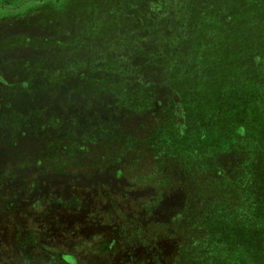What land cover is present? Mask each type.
I'll use <instances>...</instances> for the list:
<instances>
[{"label": "rangeland", "instance_id": "rangeland-1", "mask_svg": "<svg viewBox=\"0 0 264 264\" xmlns=\"http://www.w3.org/2000/svg\"><path fill=\"white\" fill-rule=\"evenodd\" d=\"M34 99L45 104L36 115L22 108ZM10 100L26 110L15 125L34 135L24 143L30 156L41 159L51 140L72 155L68 173L30 174L44 182L41 194L55 190L48 203L77 196L94 205V181H142L141 194H174L175 203L136 220L139 236L161 240L168 255L154 251L136 264H264V0H0V115L13 110ZM94 125L109 144L99 155L91 148L86 170L74 150ZM0 190L22 204L32 197L19 184ZM57 212L19 224L3 213L0 264H48L18 256L23 222L37 223L45 248L98 261L101 232L86 230L71 245L57 233L85 214Z\"/></svg>", "mask_w": 264, "mask_h": 264}, {"label": "flooded vegetation", "instance_id": "flooded-vegetation-1", "mask_svg": "<svg viewBox=\"0 0 264 264\" xmlns=\"http://www.w3.org/2000/svg\"><path fill=\"white\" fill-rule=\"evenodd\" d=\"M2 70L3 69H1V71ZM52 94L53 97L55 96L57 99H60L59 88L53 91ZM17 96H20V91L17 92ZM53 97L51 96L52 101L54 100ZM6 103L14 107V105L11 104V100L7 101ZM26 105L37 112L34 113L36 115L39 114L40 111L43 112L42 107L45 104L43 99H34L33 102H27L26 104L24 103L22 108H25ZM5 106L8 107L9 105ZM8 110L10 111H6L4 115H0V153L2 152V156H5V159L0 162V171H3L0 172V188H3L6 182H9L11 185L19 184L22 186L23 192L26 195H32V197H30V201L22 204L16 198L18 196L15 194L16 191H13L16 197L7 198V196H1L0 218H2L3 213L17 214V219H12L11 223L19 224V222L21 223L23 220H25L24 216L26 214L39 213L40 210H44V212L47 214H56V216L57 214H60V212H57V208H65L70 212L73 211L75 213H83L85 214L84 219L82 218L84 220L83 222H75L71 225L66 224V226L64 225L61 231H59L57 234L59 239L63 238L70 243L72 242L71 245L79 247L80 243H74L82 242V234L84 236V231H100L101 233H99L98 236L100 235L99 238H101L100 240L102 243L97 246V249H95L96 253H94L99 255V259L92 264H136L138 260L143 258V256L149 258L147 257L149 253L154 251H158L159 255H168L165 253L163 244H160L161 240L154 238L145 239L147 236H139L141 235L142 228L139 230L137 229L136 220L138 213L148 214L155 212V214H157V208L160 207V203L161 208L163 204H168L170 202L175 203L176 201L174 202L172 200L174 194L171 191L163 190L160 191V193L154 195L150 194V192H147V188L145 187L144 190L147 192V194H141L144 188L141 186L142 181H140L141 184L137 181H94L95 185L90 187L93 190L92 195H94L93 199H95V203H89L94 205L82 206L79 204L81 200H79L77 196L67 199V202L65 199H63L61 200L60 204H56L58 203L56 201L53 204H50L48 203V198L53 199L55 197V190H50L48 196H45V193L41 194L43 191H45V187H41V184H44L43 181L27 180H30V174H34L32 175L33 177H39L41 173H44V171H48L49 173L57 171L68 173L69 171H72L73 169L71 167H73V165L70 163L72 155L69 153L67 148L59 147L58 143L56 147V142H52L51 140L50 143L52 142L51 144L53 145L50 143H45L43 150L46 151L41 154V159L36 161V155L30 156V152L33 151L28 149L29 146L24 145L25 141L30 138L33 139L34 135L29 134L30 131L24 130L22 127L18 129V127L15 125L16 121L18 120L17 118L26 114V112H24L25 109L21 110V108L17 106L14 107L13 110L11 107H8ZM118 117L113 116L112 120L117 122ZM96 119L99 120L98 115H96ZM101 125L104 127V129L107 126L100 123V126ZM8 129H11V131L9 132ZM79 130L80 129H77L76 132H79ZM98 131L99 130L96 125L87 131L82 130L81 133L86 135L85 137L82 135V137H84V141L82 142L81 146H75L74 152L80 155L81 165H87L85 167L86 170L90 169L89 165L87 164L88 161L85 163V160L88 158L87 155H90L92 153L91 151H94L91 148L95 146V149L98 151L99 155L101 151H105L103 146L105 144H109V138H104V135L98 133ZM93 134L96 136H93ZM63 137L64 139H67V136L64 133ZM77 138L78 136L74 137V139ZM28 142L30 143V140H28ZM112 145L113 144H110V146ZM102 155H105V153L102 152ZM40 167H43V169H40ZM116 168L121 167L116 166ZM38 169L43 171H38ZM108 182H112L113 186H107L106 184ZM122 184H124V190L121 189ZM125 185H127V187H125ZM17 191L19 190L17 189ZM121 194H128V201H126L127 199ZM76 199H78V202H76ZM107 201H109L110 206L107 210H105L104 205ZM174 209L177 211V206L174 207ZM119 214L125 215V219L126 215L131 217L129 222L133 225L131 226L130 223L118 224L109 221L112 219L114 220V217ZM145 223L146 222H142L141 224L144 225ZM107 225L110 226L108 231L111 232L112 235H106V233L102 231V228L106 227ZM144 226L147 225L145 224ZM128 228L130 229L128 230ZM48 229L51 230L52 228L49 227ZM17 230L19 231L17 234L18 242L16 247L18 256L22 255L23 258L29 255L43 256L48 264H87L78 255L62 249L55 243L49 242L48 248H45L46 245L43 246L39 244V240L41 239L40 234L42 232L40 233V229L37 228V223L28 222L26 225V223L23 222ZM93 234V236H95V233ZM81 246L84 247L85 245L82 244Z\"/></svg>", "mask_w": 264, "mask_h": 264}]
</instances>
